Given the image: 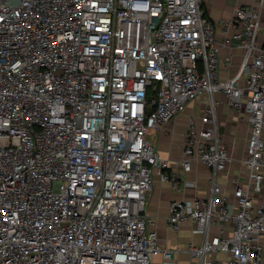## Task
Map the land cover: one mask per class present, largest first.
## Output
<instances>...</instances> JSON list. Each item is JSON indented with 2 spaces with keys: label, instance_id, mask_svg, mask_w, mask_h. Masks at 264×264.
Wrapping results in <instances>:
<instances>
[{
  "label": "built area",
  "instance_id": "1",
  "mask_svg": "<svg viewBox=\"0 0 264 264\" xmlns=\"http://www.w3.org/2000/svg\"><path fill=\"white\" fill-rule=\"evenodd\" d=\"M263 13L264 0L218 21L203 0H0V264L171 260L148 192L180 176L148 133L203 95L181 165L207 164L211 187L172 201L169 225L205 236L186 247L198 264H264ZM218 33L244 49L228 78ZM219 93L251 127L233 196L218 179L231 158Z\"/></svg>",
  "mask_w": 264,
  "mask_h": 264
},
{
  "label": "crops",
  "instance_id": "2",
  "mask_svg": "<svg viewBox=\"0 0 264 264\" xmlns=\"http://www.w3.org/2000/svg\"><path fill=\"white\" fill-rule=\"evenodd\" d=\"M253 1L203 0V7L213 20L218 21L223 18H231L236 6ZM259 38L264 41V13ZM217 42L221 45L220 57L229 54L233 56V63L230 67L222 65L220 68L221 77L228 78L238 71L244 58V49L239 47L236 40L233 41L232 46L224 45V35L221 33L217 35ZM207 98V95H203L191 101L183 113L165 122L161 128L151 129L148 133V137L161 154L172 160L173 167L180 176V185L176 188L169 181L156 175L155 183L148 192L147 210L157 218L159 242L163 247L172 250L171 260H166L163 255L159 254L155 257L153 264H198V260L193 259L186 251V247L190 243L201 244L205 240V236L194 231V223H184L179 230H175L169 225L168 218L172 201L207 195L211 187L212 171L207 164L194 160L190 171H186L181 165L189 117L194 115L198 125L201 126L199 116ZM218 99L217 109L221 135L228 143L231 156L227 163V172H220L218 179L222 189L233 196L237 181L246 187L248 168L245 164V157L248 154L251 127L249 122L241 119L239 112L228 103L225 93H219ZM220 255L223 256V254Z\"/></svg>",
  "mask_w": 264,
  "mask_h": 264
},
{
  "label": "rangeland",
  "instance_id": "3",
  "mask_svg": "<svg viewBox=\"0 0 264 264\" xmlns=\"http://www.w3.org/2000/svg\"><path fill=\"white\" fill-rule=\"evenodd\" d=\"M11 1H13V2H15V3H18L20 0H11ZM151 129H154V128H151ZM150 129V130H151Z\"/></svg>",
  "mask_w": 264,
  "mask_h": 264
},
{
  "label": "trees",
  "instance_id": "4",
  "mask_svg": "<svg viewBox=\"0 0 264 264\" xmlns=\"http://www.w3.org/2000/svg\"><path fill=\"white\" fill-rule=\"evenodd\" d=\"M205 14H207V13H206V10H205Z\"/></svg>",
  "mask_w": 264,
  "mask_h": 264
}]
</instances>
